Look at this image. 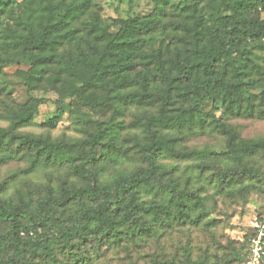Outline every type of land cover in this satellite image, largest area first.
Wrapping results in <instances>:
<instances>
[{"label": "trees", "instance_id": "16d2710c", "mask_svg": "<svg viewBox=\"0 0 264 264\" xmlns=\"http://www.w3.org/2000/svg\"><path fill=\"white\" fill-rule=\"evenodd\" d=\"M147 1L110 25L95 0H0V167L25 166L0 184V264L97 263L104 247L200 222L204 189L168 160L195 161L218 196L260 180L264 138L227 120L264 121V0ZM36 93L58 96L45 134L23 132L40 116ZM67 100L99 115L81 138L51 134ZM205 131L224 153L184 145ZM39 172L46 184L28 179ZM247 249L248 235L236 264Z\"/></svg>", "mask_w": 264, "mask_h": 264}, {"label": "rangeland", "instance_id": "374dc122", "mask_svg": "<svg viewBox=\"0 0 264 264\" xmlns=\"http://www.w3.org/2000/svg\"><path fill=\"white\" fill-rule=\"evenodd\" d=\"M95 2L101 9L103 19L110 25H115L129 15L145 13L151 9L147 0L140 3H130L129 0H95ZM117 30L118 27H112V32L115 33ZM255 54L262 57L258 51ZM36 97L43 102L40 116L36 124L23 129V132L45 134L47 130L40 124L56 113L58 96L53 93H36ZM72 103L67 100L63 105L62 121L51 132L54 138L62 135L81 138L85 122L88 123L90 120L98 118L99 115L89 114V111L82 106L78 108L82 109L81 113L76 114L73 111ZM131 119V116L125 117L126 122H130ZM227 123L236 126L245 139L264 138V121L236 118L227 120ZM0 126L5 127L7 123L0 120ZM184 145L188 149H208L218 154L225 152L224 139L208 131L192 136ZM225 161L228 163L226 159ZM166 163L177 166L178 176L186 188L191 191L204 189L201 191V196L207 197L206 211L200 222L196 220L195 223L189 222L185 225L175 226L173 229H167L165 232L161 231L158 239H151L141 246L129 244L114 250L104 247L101 249L102 256L98 262L92 264H236L235 250L240 256L245 255L248 235L247 222L254 215L264 214L263 165L260 162L254 164L260 178L258 182L243 181L236 186L237 188L243 186L249 188V193L240 198L238 195L232 197L216 195L215 188L207 184L204 174L196 168L195 161L168 160ZM24 167V164L18 163L0 167V184ZM126 167L131 169L133 165L127 164ZM28 179L40 184L47 182L44 172L31 175ZM252 184L257 185L259 190H255L251 186ZM16 185L19 186L20 181ZM13 191L11 188L10 193ZM197 216L198 214L193 218L196 219ZM75 251L83 252V248H76Z\"/></svg>", "mask_w": 264, "mask_h": 264}, {"label": "built area", "instance_id": "2783aa9c", "mask_svg": "<svg viewBox=\"0 0 264 264\" xmlns=\"http://www.w3.org/2000/svg\"><path fill=\"white\" fill-rule=\"evenodd\" d=\"M248 260L245 264H264V214H257L247 222Z\"/></svg>", "mask_w": 264, "mask_h": 264}]
</instances>
